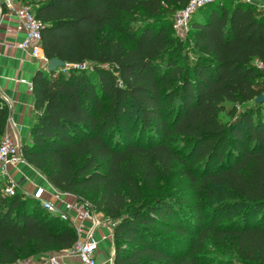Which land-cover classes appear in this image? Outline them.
I'll use <instances>...</instances> for the list:
<instances>
[{
	"label": "trees",
	"instance_id": "obj_1",
	"mask_svg": "<svg viewBox=\"0 0 264 264\" xmlns=\"http://www.w3.org/2000/svg\"><path fill=\"white\" fill-rule=\"evenodd\" d=\"M48 58L22 157L115 221L112 264H264V8L213 0H21ZM8 107L0 95V137ZM179 167L188 196L159 187ZM147 192H150L147 195ZM71 220L0 187V263L72 247Z\"/></svg>",
	"mask_w": 264,
	"mask_h": 264
},
{
	"label": "crops",
	"instance_id": "obj_2",
	"mask_svg": "<svg viewBox=\"0 0 264 264\" xmlns=\"http://www.w3.org/2000/svg\"><path fill=\"white\" fill-rule=\"evenodd\" d=\"M248 1L264 8V0ZM18 24L16 15L0 0V95H6L10 102V106H7L5 130L18 144H22L29 139L30 126L33 120L32 76L38 68L47 69L48 65L41 60L32 58L28 51L20 46L19 43L25 32ZM9 118L13 120L14 125L11 124ZM8 169L18 182L19 187L27 193L31 194L37 188H41L42 198L52 201L57 211L67 213L74 224L81 225V236H85L86 231L91 226V220L82 217V199L72 193L54 188L45 176L24 158L10 164ZM94 236L98 241L97 264H112L114 255L112 229L109 231L105 226H97L94 229ZM107 238L110 239L108 254L101 247V243ZM64 261V264H67V261Z\"/></svg>",
	"mask_w": 264,
	"mask_h": 264
},
{
	"label": "built area",
	"instance_id": "obj_3",
	"mask_svg": "<svg viewBox=\"0 0 264 264\" xmlns=\"http://www.w3.org/2000/svg\"><path fill=\"white\" fill-rule=\"evenodd\" d=\"M2 3L16 15L18 18V26L25 32L23 39L20 41V46L27 50L32 58L43 61L48 65L49 58L46 56L41 36V21L36 17L34 10L30 4L24 3L21 0H1ZM213 0H188L187 4L176 11L173 18V28L177 35L183 36L189 29V21L194 11L200 6L211 2ZM259 66H264L259 62ZM6 105L10 106V102L6 95L1 96ZM12 125L13 120L9 118ZM23 157L20 152V144L16 142L7 130H4L0 137V187L2 193L6 195L14 194L19 186L16 179L11 175L9 171V165L22 160ZM24 191V190H23ZM41 188H37L33 193L29 195L40 200L41 205L52 213H59L61 218L71 220L67 213L57 211L55 204L47 199L42 198ZM27 193L26 191H24ZM82 217L89 218L91 220V226L86 231L84 237L81 236L82 227L78 224H73L76 227L78 237L71 248L63 250L67 251L69 256H73L80 264H97L96 252L98 248V241L94 236V229L97 226H106L112 229L108 222H102L97 211L94 209L91 203L82 201L81 203ZM63 253H50L43 256L37 261H28L26 259H18L10 264H64Z\"/></svg>",
	"mask_w": 264,
	"mask_h": 264
},
{
	"label": "rangeland",
	"instance_id": "obj_4",
	"mask_svg": "<svg viewBox=\"0 0 264 264\" xmlns=\"http://www.w3.org/2000/svg\"><path fill=\"white\" fill-rule=\"evenodd\" d=\"M180 37H182L185 40L191 41V36H190V33L188 31H187V33L185 35L180 36ZM179 170H180L179 167L176 165L171 170L170 173H168L167 175H165L162 179H159L157 181L156 185H158L161 188H163V187H169V188H172L173 190H175V188H176L177 189L176 190V194H180L182 196H188L191 193L190 186L187 183L185 177L183 175H181V173H180ZM149 193L150 192H147V195H149ZM26 194H28V193H26ZM82 201H84V200H82ZM85 201L91 203V201H89L87 199H85ZM96 214L98 215V218L102 222H108V224L112 227V230H113V226L115 224V221L114 220H112L111 218H108L107 216H105L102 211H97ZM105 228L109 229V231H110V228H108L106 226H105ZM109 246H110V239H108V238H107V240H105V241H103L101 243V247L103 248V250L107 254L110 251ZM50 253H63L64 254V258L67 261V264H80L77 261V259H75L73 256H69L67 254V251L63 252V251H60V250H53L52 252L45 253V254H40V255H29V256H26V257H24L22 259H26L28 261H37V260H40L43 256L48 255ZM0 264H2V263H0Z\"/></svg>",
	"mask_w": 264,
	"mask_h": 264
},
{
	"label": "water",
	"instance_id": "obj_5",
	"mask_svg": "<svg viewBox=\"0 0 264 264\" xmlns=\"http://www.w3.org/2000/svg\"><path fill=\"white\" fill-rule=\"evenodd\" d=\"M66 65V62L58 57H51L49 58L48 61V67L47 69L50 70H54L57 67H63ZM256 101H263L264 100V93H260L256 96L255 98Z\"/></svg>",
	"mask_w": 264,
	"mask_h": 264
}]
</instances>
